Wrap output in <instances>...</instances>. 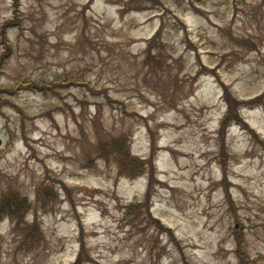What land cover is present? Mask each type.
<instances>
[{"label":"rangeland","instance_id":"1","mask_svg":"<svg viewBox=\"0 0 264 264\" xmlns=\"http://www.w3.org/2000/svg\"><path fill=\"white\" fill-rule=\"evenodd\" d=\"M19 10L0 0V31L18 24L0 33V86L84 85L2 107L0 201L26 208L0 220V264H264V0ZM124 149L142 172H119Z\"/></svg>","mask_w":264,"mask_h":264},{"label":"trees","instance_id":"2","mask_svg":"<svg viewBox=\"0 0 264 264\" xmlns=\"http://www.w3.org/2000/svg\"><path fill=\"white\" fill-rule=\"evenodd\" d=\"M12 5L13 8L15 10V13H20L19 7H20V0H12ZM21 16V15H20ZM19 16V17H20ZM18 24L15 23V20L13 21L12 18H9L3 25L1 28L0 33L2 32L5 33V30H8L11 27L17 26ZM9 43L6 42V47ZM8 48V47H7ZM8 52L10 53V50L8 49ZM7 53V54H9ZM2 61V60H0ZM2 73V71L0 70V74ZM69 85V86H67ZM84 85V83H76V82H68V83H61V84H57L54 86H35L32 84H28L26 82H21L19 83L16 87L13 88H7L5 86H0V112H2V107L6 106V105H14L10 100H9V95L15 94L17 93L18 89H22V88H35V89H39V90H43L44 92L48 91L50 93H54L56 94L57 92V88L61 89V88H68L70 86H82ZM226 91L228 87H225ZM225 99L227 104L229 105V111L231 112L232 110H234V108L238 109V102L236 101L234 103L235 107H231L232 106V100L229 97V95H225ZM243 103V102H242ZM240 103V104H242ZM236 114V113H235ZM230 113L226 114L223 119H222V123L225 122V120H227V118H229ZM236 116H238L236 114ZM224 127L225 124L222 126V130L220 131V134L222 135V137L224 136ZM110 149V148H109ZM109 149H104L99 151V153L97 154V158H103L105 159L106 162H109L111 160V158L109 157V153L113 151L114 148ZM114 153H117L119 158H120V163L118 164L119 166V172H124L126 175H134L139 173L140 171L142 172L145 167L147 166L146 163L143 161V159L140 158H136V157H132L128 154V152L126 151V149H124L123 151H116ZM89 162L91 163L94 159L93 158H88ZM59 198V193L56 191H52L50 194H46L44 195V197L42 198V200L40 201L41 205H44L47 201H52ZM21 208H26V201L25 200H18L14 199L11 200L9 197H5L0 201V220L2 218H4V216H11V217H16L17 214L20 212ZM16 226H22V227H26V225L22 224L21 221L17 220L15 221ZM39 237H41V232L39 230H37V228L35 226H31V230L26 232L24 235V239L23 241L25 242L24 244L26 246L31 245L32 240L34 239H38ZM82 263V257L79 256V258L77 259V261H75L74 264H81Z\"/></svg>","mask_w":264,"mask_h":264},{"label":"water","instance_id":"3","mask_svg":"<svg viewBox=\"0 0 264 264\" xmlns=\"http://www.w3.org/2000/svg\"><path fill=\"white\" fill-rule=\"evenodd\" d=\"M0 144H1V140H0Z\"/></svg>","mask_w":264,"mask_h":264}]
</instances>
